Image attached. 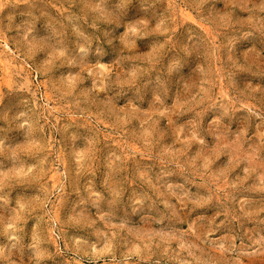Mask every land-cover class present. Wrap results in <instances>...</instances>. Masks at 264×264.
Instances as JSON below:
<instances>
[{
    "label": "rangeland",
    "instance_id": "1",
    "mask_svg": "<svg viewBox=\"0 0 264 264\" xmlns=\"http://www.w3.org/2000/svg\"><path fill=\"white\" fill-rule=\"evenodd\" d=\"M0 264H264V0H0Z\"/></svg>",
    "mask_w": 264,
    "mask_h": 264
},
{
    "label": "bare ground",
    "instance_id": "2",
    "mask_svg": "<svg viewBox=\"0 0 264 264\" xmlns=\"http://www.w3.org/2000/svg\"><path fill=\"white\" fill-rule=\"evenodd\" d=\"M8 63L9 62L4 61L3 58L0 56V69H1L2 75L7 73Z\"/></svg>",
    "mask_w": 264,
    "mask_h": 264
}]
</instances>
